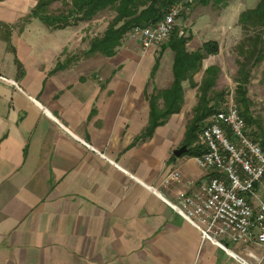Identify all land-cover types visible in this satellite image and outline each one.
I'll return each mask as SVG.
<instances>
[{"label": "crops", "instance_id": "crops-1", "mask_svg": "<svg viewBox=\"0 0 264 264\" xmlns=\"http://www.w3.org/2000/svg\"><path fill=\"white\" fill-rule=\"evenodd\" d=\"M35 2L0 0V264H264L262 246L222 240L234 256L163 199L179 187L161 185L169 170L194 184L210 175L193 156L172 154L182 105L139 138L147 95L171 81V60L168 82L157 74L169 49L152 44L140 55L132 39L111 56L85 54L102 13L49 29L25 19ZM187 35L194 50L202 40ZM186 85L183 101L196 97Z\"/></svg>", "mask_w": 264, "mask_h": 264}, {"label": "trees", "instance_id": "trees-1", "mask_svg": "<svg viewBox=\"0 0 264 264\" xmlns=\"http://www.w3.org/2000/svg\"><path fill=\"white\" fill-rule=\"evenodd\" d=\"M177 0H36L26 18H36L49 29H60L75 25L78 22L89 21L98 14L109 10L112 14L99 35L88 40L85 54L98 53L102 56L115 54L121 45L123 37L129 34L131 28L154 25ZM202 5L210 4L222 7L227 0H197ZM58 3L54 9L53 4ZM181 14H185L184 11ZM180 15V14H179ZM177 17V16H176ZM237 23L244 31L243 37L235 45V76L233 77V101L237 104L240 116L243 118L247 135L264 151V128L259 119L250 111V100L246 95V86L250 80L251 70L257 67L264 58V0H257L254 6L239 12ZM178 26L172 29L165 41L158 43L159 54L164 48L171 52V81L168 86L153 89L146 97L148 104L147 124L139 138L151 135L153 129L165 122L167 117L179 111L183 103L182 82L187 81L190 88L196 89V103L192 106L191 118L185 125L181 145L185 150L179 154L195 156L201 153V146L195 143L196 134L202 121L224 106L226 101L223 91H213L212 86L219 68L208 65L198 82L193 75L199 70L201 61L208 55L217 52V42L207 39L194 50L186 48L190 35L179 34ZM159 54L154 57L149 77L151 78ZM253 127V128H252ZM172 157V155H171Z\"/></svg>", "mask_w": 264, "mask_h": 264}, {"label": "built area", "instance_id": "built-area-1", "mask_svg": "<svg viewBox=\"0 0 264 264\" xmlns=\"http://www.w3.org/2000/svg\"><path fill=\"white\" fill-rule=\"evenodd\" d=\"M191 2L177 0L154 25H135L129 36L135 37L142 48L163 42L176 16L186 11ZM196 143L202 151L193 159L210 175L205 181L194 184L184 180L178 170H169L162 176L161 185L179 187L172 201L163 199L197 229L201 240H208L234 256L237 255L228 250L222 240L243 247L258 244L264 253V157L249 145L245 128L238 127L231 95L224 106L214 112L213 118L201 125ZM243 250L248 258L257 259L251 251ZM237 259L249 264L244 258L237 256Z\"/></svg>", "mask_w": 264, "mask_h": 264}, {"label": "rangeland", "instance_id": "rangeland-1", "mask_svg": "<svg viewBox=\"0 0 264 264\" xmlns=\"http://www.w3.org/2000/svg\"><path fill=\"white\" fill-rule=\"evenodd\" d=\"M256 1L257 0H227L224 6L215 7L210 4L202 5L201 3H198L197 0H192L187 10L184 11L185 14L180 13V15L174 19L175 25L178 27L188 23V25L183 28V35H187L188 33L192 35L194 34L199 38V40L202 41L215 38L217 42V52L202 59L200 68L193 75V78L199 81L202 75V70L205 66L216 65L219 70L214 85L212 86V90L215 92L222 90L223 97L226 101L229 93L231 97L233 96V77L235 76L236 69L234 61L236 57L235 45L244 35V31L237 23V16L243 9L254 6ZM57 6L58 3L52 5L54 9ZM111 14L112 13L109 10H105V12L102 13V17L95 23V28L91 29V33H93V35H91L89 38L94 35H99L102 32L106 23L112 16ZM87 29L88 28H84L82 31L86 32ZM64 30V32H67L66 30H69V28ZM132 39L136 38L127 34L123 37L121 44L124 46L127 44V42H131ZM188 45L190 44L188 43ZM139 51L140 55H142L141 52L143 51V48L141 46ZM170 60V51H164V53L161 55L157 69V74L160 72L158 78L164 81V83L168 82L170 75ZM186 86L184 89H190L188 86ZM193 90L196 92L195 89ZM246 95L250 100V111L252 115L259 119V124L264 128V58L257 67H254L251 70L250 80L246 86ZM195 103V95L194 97L190 95L183 101L181 109V123L179 128L180 131H182L183 127H185L186 123L191 118L192 106ZM228 246L230 247L231 244H228Z\"/></svg>", "mask_w": 264, "mask_h": 264}, {"label": "bare ground", "instance_id": "bare-ground-1", "mask_svg": "<svg viewBox=\"0 0 264 264\" xmlns=\"http://www.w3.org/2000/svg\"><path fill=\"white\" fill-rule=\"evenodd\" d=\"M233 110H234V113L236 114V117L238 120V127L245 128L243 118L240 116L238 108L235 104H233ZM213 116H214V114L210 116L209 120H211L213 118ZM199 135H200V128H199V131L197 132V138H199ZM249 145L252 148H254V150L256 151L257 154H261L264 157V151H262V148H260L261 146L259 147L260 144L258 145L250 137H249Z\"/></svg>", "mask_w": 264, "mask_h": 264}, {"label": "water", "instance_id": "water-1", "mask_svg": "<svg viewBox=\"0 0 264 264\" xmlns=\"http://www.w3.org/2000/svg\"><path fill=\"white\" fill-rule=\"evenodd\" d=\"M185 150V146L184 145H180L179 147L175 148L173 151H172V154L174 156H178L181 152H183Z\"/></svg>", "mask_w": 264, "mask_h": 264}]
</instances>
